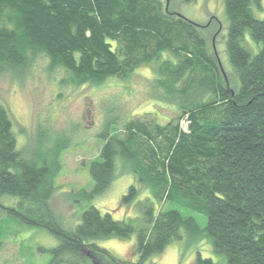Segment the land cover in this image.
Returning a JSON list of instances; mask_svg holds the SVG:
<instances>
[{"label": "trees", "instance_id": "trees-1", "mask_svg": "<svg viewBox=\"0 0 264 264\" xmlns=\"http://www.w3.org/2000/svg\"><path fill=\"white\" fill-rule=\"evenodd\" d=\"M225 7L236 88L224 81L197 24L163 0H0V74L21 71L43 54L74 83L125 81L156 61L155 90L180 111L165 124L133 117L122 133L108 126L101 134L89 195L108 191L122 164L135 182L121 202L137 201L139 217L116 219L91 204L68 230L49 211L58 168L24 152L0 102V208L57 237L56 263L148 264L183 230L209 236L225 264H264V18L256 15L263 2L225 0ZM141 183L152 186V196L139 199ZM181 208L205 213L206 227ZM135 231L137 260L96 242ZM196 264L215 262L199 254Z\"/></svg>", "mask_w": 264, "mask_h": 264}, {"label": "rangeland", "instance_id": "rangeland-1", "mask_svg": "<svg viewBox=\"0 0 264 264\" xmlns=\"http://www.w3.org/2000/svg\"><path fill=\"white\" fill-rule=\"evenodd\" d=\"M163 2L171 13L183 15L197 24L211 53L222 66L224 81L232 88L239 86L227 53L229 17L225 0ZM262 2L263 11L256 13L260 18H264V0ZM246 37L252 41L249 32ZM157 66L156 61L141 66L125 81L108 78L79 84L74 83L65 70L52 68L49 59L40 54L23 70L0 74V102L8 108L19 146L26 154L50 161L51 166L58 168L57 188L49 200V211L63 228L74 230L82 212L91 204L102 213L110 211L116 219L128 221L139 217L137 201L121 202L123 194L135 182V176L120 164L108 191L91 196L95 182L90 168L100 159L105 142L101 134L108 126L112 133L118 130L120 134L130 118L142 117L165 124L179 114L173 99L155 90ZM151 188L150 184L141 183L139 199L152 196ZM181 212L185 217H194L200 227H206L205 213L190 208H181ZM0 230V264H72L67 260L56 263L51 249L60 240L47 228L7 215L2 208ZM182 233L181 239L171 241L162 252L152 255L148 264H196L199 254L212 258L215 264H225V255L214 252L209 236H192L183 230ZM136 241L137 231L126 238L112 236L96 240L116 256L132 260L138 258Z\"/></svg>", "mask_w": 264, "mask_h": 264}]
</instances>
